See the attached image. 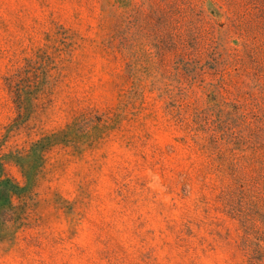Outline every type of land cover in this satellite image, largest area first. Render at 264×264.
<instances>
[{
  "label": "rangeland",
  "instance_id": "rangeland-1",
  "mask_svg": "<svg viewBox=\"0 0 264 264\" xmlns=\"http://www.w3.org/2000/svg\"><path fill=\"white\" fill-rule=\"evenodd\" d=\"M250 1L0 0V179L24 184L17 156L46 139L0 264H250L245 243L264 249Z\"/></svg>",
  "mask_w": 264,
  "mask_h": 264
},
{
  "label": "trees",
  "instance_id": "trees-1",
  "mask_svg": "<svg viewBox=\"0 0 264 264\" xmlns=\"http://www.w3.org/2000/svg\"><path fill=\"white\" fill-rule=\"evenodd\" d=\"M249 3L254 5L253 9L256 11L254 13V18L260 21V27L264 28V0H262L261 5H259V0H251ZM45 140L46 139H41L35 142L28 153L17 156V159L21 161L20 165L26 178L24 184L11 177L0 179V230L8 221L7 216L9 215V210L13 207V200L17 197L20 198L25 196L31 184H33L35 173H37L38 170L35 156L39 154ZM255 246L253 247L252 244L248 242L245 243L250 264L259 263L261 260L260 257L264 256V249L257 244H255Z\"/></svg>",
  "mask_w": 264,
  "mask_h": 264
}]
</instances>
